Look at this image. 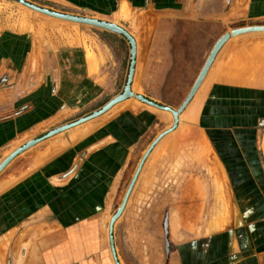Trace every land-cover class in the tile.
I'll use <instances>...</instances> for the list:
<instances>
[{
    "label": "crops",
    "instance_id": "obj_1",
    "mask_svg": "<svg viewBox=\"0 0 264 264\" xmlns=\"http://www.w3.org/2000/svg\"><path fill=\"white\" fill-rule=\"evenodd\" d=\"M41 2L121 25L135 41L131 90L137 94L149 92L144 89L151 77L149 65L165 61L159 58L161 52L171 54L173 63H193L197 71L190 76L195 81L222 35L264 25V0ZM121 6L128 10L125 17ZM132 13L153 15V20L137 22L135 34L120 22ZM114 34L128 45L130 58L128 41ZM29 41L22 49L15 35L0 29V154L10 143L23 139V145L38 138L34 130L46 122L34 110L49 109L37 100L43 94L62 95V106L55 109H64L65 96L80 94L83 80L96 81V66L89 70L81 47L40 48ZM125 83L126 78L119 93ZM200 89L194 123L213 151L216 172L227 177L231 204L244 207V212L238 210L230 224L206 234L167 229L163 235L162 229L154 230V222L180 219L146 209L160 206L161 200L146 196L152 185L140 177L143 163L113 224L119 264H264V31L230 36L196 93ZM129 99L23 151L22 161L0 175V264H115L109 222L120 191L169 119V112L137 107Z\"/></svg>",
    "mask_w": 264,
    "mask_h": 264
},
{
    "label": "rangeland",
    "instance_id": "obj_2",
    "mask_svg": "<svg viewBox=\"0 0 264 264\" xmlns=\"http://www.w3.org/2000/svg\"><path fill=\"white\" fill-rule=\"evenodd\" d=\"M25 1L51 11L107 21L103 16L61 7L53 3H42L41 0ZM120 16L117 15V17ZM125 16L127 15L121 17ZM152 20L153 15L132 13L128 15L125 22H120L136 34L138 32L137 22ZM0 29L6 35L12 37L15 35L17 41L22 43H20L22 49L27 42V44L30 43V39L34 40L35 47L39 46L40 48H46V46L57 48L64 46L81 47L83 53L90 55L94 63V70L96 66L93 74L96 81L83 80L80 94L65 96L66 107L64 109H55L58 104H60V107L62 106L61 99L59 101L62 95L55 98V96L53 97V95L47 93L37 99L48 105L49 109L43 113L34 110L37 114L35 117L43 118V122L46 123L37 126L33 136L41 137L56 127L89 115L100 109L104 102L120 94L119 92L128 72L129 47L123 44L120 36L113 32L92 25L43 15L12 0H0ZM159 58L165 61L152 62L149 65L148 72L151 77L147 78V83L144 86V89L149 90V92L139 94L151 100L154 99L161 105L171 106L176 110L184 101L194 81V77L190 75L197 70H193V63L190 61L171 62L173 57L164 51L160 53ZM159 64L162 65L160 71L157 68ZM155 90H159V92H155ZM200 92L201 89L180 113L176 128L165 133L166 136L147 156L140 174L142 180L151 183L152 186L155 185V189L151 186V189L147 191V198L159 199L160 197L161 200L160 206H148L146 209L148 211L151 209V212L156 214L161 211L163 215L171 214L180 219L175 222H154V230L160 231L162 229L163 235H165L167 229L178 231L187 229L189 232L193 231L195 236L206 234L230 224L233 215L236 212L238 213V210L244 212V207L231 204V190L228 188L227 177L216 172L213 151L196 126V122L194 123L200 109ZM127 103L137 107L153 109L148 108L151 106H146V104L134 98H130ZM46 113H49L48 118L50 119L48 120L45 119ZM161 113L165 115V112ZM166 115L169 119L162 122L163 127L160 134L169 130L173 124L171 114L166 113ZM23 141V139L18 140L3 147L0 161L5 155L21 145ZM24 155L19 154L14 157L2 169L0 175L7 173L11 168L18 165ZM138 164L136 163L132 167L123 183L114 213L123 199L127 190L126 187L128 188L130 179H132ZM220 216L221 222L219 223L217 221Z\"/></svg>",
    "mask_w": 264,
    "mask_h": 264
},
{
    "label": "water",
    "instance_id": "obj_3",
    "mask_svg": "<svg viewBox=\"0 0 264 264\" xmlns=\"http://www.w3.org/2000/svg\"><path fill=\"white\" fill-rule=\"evenodd\" d=\"M35 12L41 13L43 15H47L56 19H61V20H65V21H70V22H75V23H81V24H87V25H92V26H96V27H100L103 28L107 31L113 32V33H117L119 35H122L129 43L130 45V61H129V66H128V72H127V77H126V83L123 87V90L120 94L116 95L115 97H113L112 99H110L106 104H104L100 109L93 111L92 113H90L89 115H86L84 117H81L79 119H77L76 121H73L71 123H67L64 124L62 126L56 127L50 131H48L47 133H45L44 135H42L41 137L35 138V139H31L29 141H27L26 143H24L23 145H21L20 147H18L17 149H15L13 152H11L1 163H0V172L2 171V169L17 155L21 154L23 151L33 147L34 145L38 144L39 142L52 137L58 133L64 132L72 127H75L77 125H80L82 123H85L93 118H96L104 113H106L108 110H110L113 106H115L116 104L125 101L129 98H134L148 106L154 107L156 109L162 110V111H167L171 114L172 118H173V124L171 126V128L169 130H167L166 132L160 134L148 147V149L146 150V152L144 153V155L142 156L136 171L129 183V186L123 196V199L119 205V207H117L114 215L111 217L110 222H109V243H110V248L112 251V255L115 261V264H119L116 256H115V250H114V243H113V224L116 221V219L120 216L121 212L123 211L124 207H125V203L129 197V194L131 192V189L135 183V180L137 178V175L145 161V159L147 158V156L149 155V153L151 152L152 148L154 147V145L157 143V141L163 136L165 135V133L170 132L172 130H174L177 126L178 123V116L180 115V113L183 111V109L186 107V105L191 101V99L193 98V96L195 95L198 87L200 86L215 54L217 53L218 49L220 48V46L230 37V36H234L236 34H240V33H244V32H254V31H264V25H255V26H248V27H240V28H235L233 29L230 33H225L224 35H222L217 42L215 43V45L213 46V48L211 49L201 71L199 72L197 78L195 79L193 85L191 86L189 92L187 93V96L185 97L184 101L182 102V104L178 107V109H173L170 106H165V105H161L141 94H137L132 92L131 90V82H132V78H133V72H134V67H135V41L133 39V37L126 31L124 30L122 27L118 26L115 23L109 22V21H103V20H98V19H94V18H89V17H81V16H75L72 14H67V13H61V12H57V11H51L49 9L46 8H42L39 7L37 5H34L32 3H29L28 1L25 0H13Z\"/></svg>",
    "mask_w": 264,
    "mask_h": 264
},
{
    "label": "bare ground",
    "instance_id": "obj_4",
    "mask_svg": "<svg viewBox=\"0 0 264 264\" xmlns=\"http://www.w3.org/2000/svg\"><path fill=\"white\" fill-rule=\"evenodd\" d=\"M122 6L125 7V5H123V4H122ZM122 6H121V7H122ZM122 8H123V7H122ZM122 8L120 9L121 12H122V14H123V15H127V14H128V12H127L128 10H126V8H123V9H122ZM86 57H87V62H88L89 70H90V71H94V63H93L92 59L90 58V55L87 54ZM88 66H87V68H88ZM172 123H173V122H172ZM163 131H164V130H163ZM148 146H149V145H148ZM143 152H144V151H143ZM9 154H10V153H9ZM9 154H8V155H9ZM141 157H142V156H141ZM141 157H140V158H141ZM132 175H133V174H132ZM130 180H131V179H130ZM130 180H129V181H130ZM126 189H127V187H126ZM121 199H122V198H121ZM110 217H111V216H110ZM220 218H221V216L218 217V221H217V222H219V223L221 222Z\"/></svg>",
    "mask_w": 264,
    "mask_h": 264
}]
</instances>
